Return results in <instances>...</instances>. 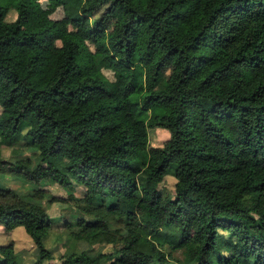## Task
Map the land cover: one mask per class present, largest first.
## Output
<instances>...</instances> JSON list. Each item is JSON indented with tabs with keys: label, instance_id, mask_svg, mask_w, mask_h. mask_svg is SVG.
I'll list each match as a JSON object with an SVG mask.
<instances>
[{
	"label": "trees",
	"instance_id": "1",
	"mask_svg": "<svg viewBox=\"0 0 264 264\" xmlns=\"http://www.w3.org/2000/svg\"><path fill=\"white\" fill-rule=\"evenodd\" d=\"M22 140L38 161L0 173L36 187H0V226L30 264L53 228L89 245L62 264H264V0H0V141ZM75 190L90 217H53ZM0 264H26L11 239Z\"/></svg>",
	"mask_w": 264,
	"mask_h": 264
},
{
	"label": "rangeland",
	"instance_id": "2",
	"mask_svg": "<svg viewBox=\"0 0 264 264\" xmlns=\"http://www.w3.org/2000/svg\"><path fill=\"white\" fill-rule=\"evenodd\" d=\"M10 14V19H13L14 16ZM58 44H60L58 42ZM89 47L91 50H94V47L92 44H89ZM103 73L105 76L110 80L114 81V73L110 70H103ZM22 133H25V129ZM168 134L162 131H158L154 138H153V144L154 145H160L163 144V142L167 139ZM38 150L30 145H27L25 141H20L17 144H15L13 147H7L2 141H0V158L2 159H11V158H24V157H32L34 160V163L38 161ZM59 164L62 167H65L67 165V161L65 159L59 160ZM176 179L172 172L168 174L164 181L162 182V187L165 189V191L173 195L174 194V186H175ZM0 187L1 188H10L13 191L17 192L18 194H24L31 192L36 185L28 182L24 176L21 175H11L7 173H0ZM48 187V186H47ZM51 188V187H50ZM49 188V189H50ZM53 194H63L64 196L68 195V190L63 189L62 187L55 185L52 186ZM78 191V190H77ZM56 192V193H55ZM76 199L70 200V201H58L51 205L49 213L55 217L56 219L63 217L72 220V218L76 217H90L88 214H85L82 207V202L79 200V192L73 191ZM47 202H45V205ZM113 227L119 226V224L115 223V221L112 222ZM220 233L222 235L228 236V233L220 230ZM12 240L14 244L15 252L19 255L22 262L26 264L32 263L37 254V249L35 245L33 244L31 238L29 235L25 232V229L23 227H17L14 229L10 237H7V233L4 231L3 227L0 226V245H6L8 244L9 240ZM44 244L48 250L51 251V254L53 256V259L50 261H46L44 264H62V260L70 253L85 250L89 247L85 242L83 241H77L71 237L68 236V234L61 230V229H51L46 237L43 239ZM111 246H103V250L106 251ZM97 246L95 247V249ZM99 248V246H98ZM174 256L177 258L181 257L180 252H175ZM174 264V263H172Z\"/></svg>",
	"mask_w": 264,
	"mask_h": 264
}]
</instances>
